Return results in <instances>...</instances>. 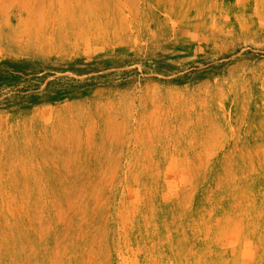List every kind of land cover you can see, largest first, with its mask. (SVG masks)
Instances as JSON below:
<instances>
[{
  "label": "rangeland",
  "instance_id": "374dc122",
  "mask_svg": "<svg viewBox=\"0 0 264 264\" xmlns=\"http://www.w3.org/2000/svg\"><path fill=\"white\" fill-rule=\"evenodd\" d=\"M0 264H264V0H0Z\"/></svg>",
  "mask_w": 264,
  "mask_h": 264
}]
</instances>
